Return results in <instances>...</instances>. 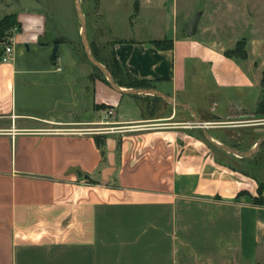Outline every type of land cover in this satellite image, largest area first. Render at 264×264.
I'll return each mask as SVG.
<instances>
[{
	"label": "crops",
	"instance_id": "1",
	"mask_svg": "<svg viewBox=\"0 0 264 264\" xmlns=\"http://www.w3.org/2000/svg\"><path fill=\"white\" fill-rule=\"evenodd\" d=\"M19 1L0 0V20L15 14L20 23L12 60L0 61V264H264V205L254 201L261 176L231 161L247 165L253 156L214 147L163 99L169 112L146 115V97L120 94L85 74L71 34L59 40L50 32L44 0L10 11ZM153 4L136 0L137 14ZM106 39L107 60L100 59L115 58L178 101H195L189 79L209 81L219 92L200 89L212 100L209 109L196 107L202 122L212 123L204 116L219 108L211 117L229 124L254 113L241 93L259 79L250 82L240 70L232 81L220 76L217 65L231 59L176 25L169 36ZM155 40H172V47L159 49ZM103 105L115 115L106 117ZM109 137L116 139L115 167L104 177Z\"/></svg>",
	"mask_w": 264,
	"mask_h": 264
},
{
	"label": "rangeland",
	"instance_id": "2",
	"mask_svg": "<svg viewBox=\"0 0 264 264\" xmlns=\"http://www.w3.org/2000/svg\"><path fill=\"white\" fill-rule=\"evenodd\" d=\"M34 1L20 0L14 2L11 4L10 11L16 10L17 12L29 8ZM44 1L50 32H55L59 40H64L65 37L63 36H68L70 33L75 43L74 51L83 63L85 74L103 75L94 68L86 57L81 41V24L75 10L74 0ZM152 1L154 3L150 6L152 9H143L138 15L137 6L135 5L136 0H81L86 15L88 38L92 50L95 51L97 56L107 60L105 47L107 48L108 45L106 37L111 36L112 33L127 38H142L152 31L159 34H168L169 36L172 34L175 25L179 31L185 32L187 22L195 13L201 11L199 30L192 36L193 39L203 41L223 55L228 51L234 53V55L243 52L247 56L245 60L228 57L231 60L227 63H219L215 71L229 81L233 80L234 75L239 70L247 73L245 75L250 82H254V76L259 79L256 86L250 85L245 87L244 90L242 88L241 102L254 111L252 115L245 116L249 120L238 124H215L216 121L211 117V115L213 116L212 112H215L213 110L207 111L204 118L213 122L214 126H218V130L221 131L222 136L224 135V139L229 143L236 144L241 148H245V150H248L246 148L250 146H254L257 139L264 135V121H256L257 118L264 120V0ZM160 3H165V6L157 8V4ZM3 11H0V16L4 14L1 13ZM107 52L109 51L107 50ZM189 83L191 91L188 97H195V101L187 104H190L195 110L196 107L203 104L209 109L212 102L211 97H204L200 93V89L203 86H210V90H214L215 87L209 84V81L207 85L197 86L193 79H189ZM224 88L227 92H236L234 87ZM217 92H215L216 102L227 106L228 102L221 101L222 96L220 97V95L222 93L218 94ZM142 96L146 97L141 98L146 115H160L166 109H169L166 112L171 110L162 99L156 100L154 96L149 95ZM231 98H234V96H231ZM106 109L108 110L109 107ZM177 109L179 112L178 121H194V116L189 110L180 107ZM218 113H222L221 108L214 114ZM198 116H200L199 113ZM108 126L103 125L102 127L106 128ZM234 159L231 161L237 164L239 169L248 171L252 175L258 176L259 174L261 180L264 181V143L260 151L253 156V159L247 165L238 164Z\"/></svg>",
	"mask_w": 264,
	"mask_h": 264
},
{
	"label": "water",
	"instance_id": "3",
	"mask_svg": "<svg viewBox=\"0 0 264 264\" xmlns=\"http://www.w3.org/2000/svg\"><path fill=\"white\" fill-rule=\"evenodd\" d=\"M74 3H75V10H76L78 19H79L80 24H81V41H82L87 59L101 74H103L105 76V78L108 82V85L112 89H114L115 91H117L118 93L123 94V95H145V96L149 95V96L159 97L172 106L180 107V108L189 110L194 116V122L192 124L194 126H197V127L202 129L203 135L206 138V140L210 144H212L214 147L221 149V150H223L229 154H233L237 157H243V158L246 157L247 158V157L254 156L256 153H258L260 151V148H261L262 144L264 143V135L259 137L257 139L256 143L254 144V146L248 150H240V149L233 148L227 144L217 142L209 133V130H208L209 125L208 124L223 123L222 117H220L218 115H214L213 118L216 122L204 123L200 120V118L198 116V112L195 109H193V107L190 104L178 101V100L174 99L173 97L167 95L166 93H164L158 89H155V88H124V87L119 86L116 83L114 76L111 73V71L108 69V67L105 64H103L102 62H100L95 57V55L93 53V50L91 48L90 41L88 38L87 20H86V15L84 14V11L82 8L81 0H74ZM201 16H202L201 11L195 13L193 15V17L185 25V33L188 37H192L198 32ZM58 48H59V45L56 44L54 47V51H53V57L56 56V54L58 52ZM106 143H107V150H108V164H109V166L104 171V177L110 176L114 171L116 139L113 137H109V138H107Z\"/></svg>",
	"mask_w": 264,
	"mask_h": 264
},
{
	"label": "trees",
	"instance_id": "4",
	"mask_svg": "<svg viewBox=\"0 0 264 264\" xmlns=\"http://www.w3.org/2000/svg\"><path fill=\"white\" fill-rule=\"evenodd\" d=\"M15 27L18 28V30L20 29V23L17 19V15L15 14L6 15L0 20V61H1V56L3 54V51H4V43L7 41L12 29ZM153 44L159 49H169L172 47V40H155L153 41ZM93 53L100 62H102L108 67V69L113 74L116 83L119 86L124 87V88H151V85L149 84V82L134 78L128 71H126L120 65V63L115 58L111 60L110 64H107L102 59H100L99 56H97L94 50H93ZM225 55L229 58L236 57V58H240L243 60L247 58V56L243 52L239 55H234V53L227 51ZM100 76L108 84L106 78L103 75H100ZM155 98L156 100H161V98L159 97H155ZM103 108H108V106L103 105ZM95 139L98 145H101L102 143L105 142V138L99 135L95 136ZM230 146L236 149L245 150L244 148H241L240 146L236 144L230 143ZM242 172H244L246 175L252 176V174H250L248 171L242 170ZM263 190H264V181L261 180L259 184V188H258L259 197L254 198V201L262 205H264V199H260V197L262 195Z\"/></svg>",
	"mask_w": 264,
	"mask_h": 264
},
{
	"label": "built area",
	"instance_id": "5",
	"mask_svg": "<svg viewBox=\"0 0 264 264\" xmlns=\"http://www.w3.org/2000/svg\"><path fill=\"white\" fill-rule=\"evenodd\" d=\"M18 28H13L11 31L10 36L8 37L7 41L4 43V51L3 54L1 56V62L2 63H9L12 60V56H13V33L17 32ZM115 115V112L113 109L109 108L108 110H106V117H112ZM134 128L136 126H133ZM131 126V128H133ZM138 127V126H137ZM100 130V129H99ZM79 133L84 132V130H79Z\"/></svg>",
	"mask_w": 264,
	"mask_h": 264
},
{
	"label": "flooded vegetation",
	"instance_id": "6",
	"mask_svg": "<svg viewBox=\"0 0 264 264\" xmlns=\"http://www.w3.org/2000/svg\"><path fill=\"white\" fill-rule=\"evenodd\" d=\"M246 120H249V119H237V120H231V121H246ZM256 120V119H255ZM256 121H264L263 119H259L257 118Z\"/></svg>",
	"mask_w": 264,
	"mask_h": 264
},
{
	"label": "bare ground",
	"instance_id": "7",
	"mask_svg": "<svg viewBox=\"0 0 264 264\" xmlns=\"http://www.w3.org/2000/svg\"><path fill=\"white\" fill-rule=\"evenodd\" d=\"M218 142V141H217ZM220 143V142H219Z\"/></svg>",
	"mask_w": 264,
	"mask_h": 264
}]
</instances>
